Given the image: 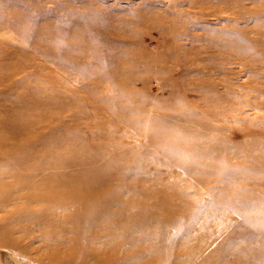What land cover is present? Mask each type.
Listing matches in <instances>:
<instances>
[{
	"label": "rangeland",
	"instance_id": "rangeland-1",
	"mask_svg": "<svg viewBox=\"0 0 264 264\" xmlns=\"http://www.w3.org/2000/svg\"><path fill=\"white\" fill-rule=\"evenodd\" d=\"M0 110V264H244L264 239V0H0Z\"/></svg>",
	"mask_w": 264,
	"mask_h": 264
},
{
	"label": "bare ground",
	"instance_id": "bare-ground-1",
	"mask_svg": "<svg viewBox=\"0 0 264 264\" xmlns=\"http://www.w3.org/2000/svg\"><path fill=\"white\" fill-rule=\"evenodd\" d=\"M0 111L3 112V110H0ZM8 122H9V120H8L7 117H5V116L0 117V126H4ZM12 133H14L13 130H12ZM3 136H4V140H1L0 141L3 146L6 145V144H9L10 141H12L11 140L12 138L9 135H7L6 133L3 134ZM16 143H19V141L18 142H14L12 144L13 145L15 144L14 146L17 147L19 144H16ZM71 161L76 162L77 160L76 159H72ZM86 164H89V163L87 161H86V163L83 162V165H82L83 168L81 170L87 171V168L88 167L86 166ZM99 167L101 169H103L102 166L100 165V163H99ZM53 177H54L53 180L55 182H57L59 184H62V183L67 184V186L65 188H63L62 191H63L64 194H68V195H71V196H80V195H84L85 193H87V195H89L88 192L92 188L91 185H94V184H96L97 182H99L101 180V179H97L96 180V183H95V180L94 179L81 177V176H78V175H74L72 173L65 174V175L54 174ZM3 188L0 187V190L3 189ZM178 195H181V194L178 193ZM93 196L94 195H89V198H92L93 199L94 198ZM14 198H15V196L13 197V199ZM8 199H11V198H9V197L4 198V197L0 196V200L1 201H5L6 202ZM169 202H171V201H169ZM168 208L171 209V208H173V206L172 205H169ZM162 211H164L163 208L162 207L161 208L159 207L158 209H156V214H157L158 217L162 218L161 221H162V223L164 225V223L170 221V217L168 216V213L167 212H165V211L162 212ZM153 214H154V211L152 213L151 210H149V212L147 214L146 213H143L142 215H140V214L137 215V213H133V215L130 216V219L132 221L139 222V221L142 220V217L145 216V215L148 216V217L153 218L154 215H155V214L154 215ZM137 217H139V218H137ZM70 218H77L76 221L78 223H80V224L81 223H84L83 221H86V220H84L85 219V216L81 214V211L78 208L74 211V214L72 216H70ZM80 228L81 227H79L78 229H80ZM220 230H222V229H220ZM208 231H209V234H211V235L219 232V231H217L216 228L212 229V231H211V229H209ZM6 234L0 229V235H2L1 236V241H4L5 243L6 242H9V239L6 238ZM159 244H161L163 246L164 245V240L162 242H160ZM263 246H264V239H260V240L258 239L256 244H248V245H245L244 246L245 253L243 254V256L241 255L242 256L241 260H244V262H245L244 264H264V248H263ZM196 251L198 252V250H196ZM91 253H92L93 256H96V259H98V260H102L103 259V261H102L103 263L105 261L113 260V257L110 256V254L107 253V252L106 253H104V252H102V253L91 252ZM133 254H135V252H132L131 253V255H133ZM12 259H11V261H12ZM207 259H208V261L206 263H204V264H224V263H221L224 260L223 259L220 260L218 257L217 258H207ZM225 264H239V262H237L236 260H234V261H228L227 260L225 262Z\"/></svg>",
	"mask_w": 264,
	"mask_h": 264
}]
</instances>
